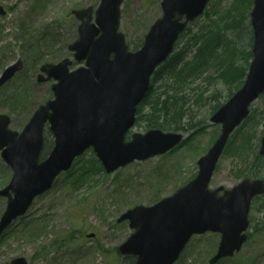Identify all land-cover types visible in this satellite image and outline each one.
<instances>
[{
	"label": "water",
	"instance_id": "water-1",
	"mask_svg": "<svg viewBox=\"0 0 264 264\" xmlns=\"http://www.w3.org/2000/svg\"><path fill=\"white\" fill-rule=\"evenodd\" d=\"M121 2L100 0L94 22L92 7L72 11L80 23L68 50L84 65L69 71L71 60L64 58L40 66L39 82L55 80L51 85L54 98L35 109L21 132L11 130L9 116L0 114V155L12 170L8 184L0 189V196L6 197L0 233L86 148L92 146L106 172H112L133 160L162 154L182 138L179 132L150 129L124 140L155 66L171 52L186 23L203 12L207 0H162L161 16L151 24L136 51L128 50L124 34L118 31ZM250 23L252 59L245 80L210 117L221 123V132L197 160L196 176L171 195L149 206L136 205L118 218L128 219L134 228L119 251L136 256L135 264H172L192 234L207 230L220 233L210 263L232 255L246 239L250 201L264 192L263 180L244 178L224 189L222 195H217L222 186L209 189L208 184L230 132L264 91V0H253ZM21 67L20 60L8 65L0 74V86ZM46 123L53 134V146L39 160ZM259 154L264 156V136ZM6 264L28 263L16 257Z\"/></svg>",
	"mask_w": 264,
	"mask_h": 264
},
{
	"label": "rangeland",
	"instance_id": "rangeland-1",
	"mask_svg": "<svg viewBox=\"0 0 264 264\" xmlns=\"http://www.w3.org/2000/svg\"><path fill=\"white\" fill-rule=\"evenodd\" d=\"M160 1L123 0L120 30L127 40L142 38L161 14ZM230 1L209 0L207 9L218 15ZM98 2L0 0L4 10V14H0V72L17 59L23 62L22 70L0 88V113L11 117L10 128L19 132L35 107L52 97L50 82L37 83L36 73L41 63L62 58L66 45L74 39L77 21L70 11L89 6L96 8ZM248 20L246 13L243 23ZM47 38L50 45L39 46L38 42ZM37 47L40 57L34 61L31 55ZM191 53L187 48V57ZM206 74L189 80L182 89L186 96L185 109L189 112L172 122V127L184 136L177 148L142 162H132L110 174L102 171L94 152L88 148L68 171L58 175L50 189L33 200L23 216L0 234V264L17 256L31 264H129V258L120 255L117 247L132 230L126 221L117 222V217L134 205L152 204L191 179L197 172V158L219 133L220 124L211 123L209 116L218 103L226 101L229 86L215 78L208 80ZM167 81L162 79L154 86L162 88ZM21 84L28 86L26 93ZM146 110L147 107H143L142 112ZM146 123L142 118L129 133L144 132ZM199 126L202 127L197 130ZM263 134L264 96H260L250 105L247 119L231 133L210 186L232 187L245 174L251 176ZM46 137L49 136L44 133V140ZM84 167H91L90 179L72 185L70 180L75 176L79 178L74 173ZM67 172L68 176L72 175L70 179ZM262 174L258 173L257 177ZM10 175L9 166L0 157V188ZM5 203V198L0 197V215ZM258 205L256 202L250 209L248 240L241 250L215 264H264V211ZM90 232L94 233L91 238L87 237ZM218 239L219 234L211 232L193 236L174 264H209Z\"/></svg>",
	"mask_w": 264,
	"mask_h": 264
},
{
	"label": "trees",
	"instance_id": "trees-1",
	"mask_svg": "<svg viewBox=\"0 0 264 264\" xmlns=\"http://www.w3.org/2000/svg\"><path fill=\"white\" fill-rule=\"evenodd\" d=\"M251 4L252 0H231L218 15L211 14L210 9L206 8L200 19L186 27L181 35L185 38L182 46L176 48L175 52L154 71L150 88L142 99L140 108L137 109L136 121L143 118L147 122L146 128L177 130L172 127L173 120L176 122L189 112V109H185L186 96L182 94V89L189 80L198 78L203 73H207L208 80L215 78V81L225 82L229 86L228 96L241 86L251 59L252 30L249 20L243 23ZM141 41L142 38L132 42L128 40V44L132 49H136ZM38 44L48 47L50 42L47 38L43 42L39 41ZM187 48L193 51L189 57L186 55ZM66 54L65 50L64 55ZM31 57L34 61L40 57V48H35ZM60 57L61 55L58 59ZM43 59L45 57L38 61ZM239 62L241 64H238ZM162 79L171 80L162 88L154 86ZM27 87L21 84L23 92L28 89ZM143 107H147L145 112H142ZM46 134L49 137L44 140L41 157H44L52 146L50 133L47 131ZM255 159L253 173L264 174L262 159L259 157ZM91 172V167H84L79 173H74L79 178L76 179L75 176L70 183L74 185L80 180L90 179ZM68 173L66 176L70 179L72 175L68 176ZM257 200L260 201L264 211V195ZM130 264H133L132 261Z\"/></svg>",
	"mask_w": 264,
	"mask_h": 264
}]
</instances>
